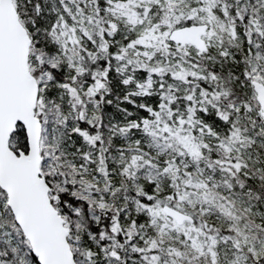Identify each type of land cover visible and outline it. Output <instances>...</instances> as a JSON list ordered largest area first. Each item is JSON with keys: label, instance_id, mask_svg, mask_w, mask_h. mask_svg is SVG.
Instances as JSON below:
<instances>
[{"label": "snow or ice", "instance_id": "1", "mask_svg": "<svg viewBox=\"0 0 264 264\" xmlns=\"http://www.w3.org/2000/svg\"><path fill=\"white\" fill-rule=\"evenodd\" d=\"M0 264H264V0H0Z\"/></svg>", "mask_w": 264, "mask_h": 264}]
</instances>
